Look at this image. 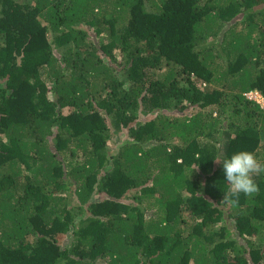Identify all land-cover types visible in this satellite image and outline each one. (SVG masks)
Returning <instances> with one entry per match:
<instances>
[{
  "label": "trees",
  "instance_id": "16d2710c",
  "mask_svg": "<svg viewBox=\"0 0 264 264\" xmlns=\"http://www.w3.org/2000/svg\"><path fill=\"white\" fill-rule=\"evenodd\" d=\"M252 90L264 0H0V264H264Z\"/></svg>",
  "mask_w": 264,
  "mask_h": 264
},
{
  "label": "clouds",
  "instance_id": "9594fccd",
  "mask_svg": "<svg viewBox=\"0 0 264 264\" xmlns=\"http://www.w3.org/2000/svg\"><path fill=\"white\" fill-rule=\"evenodd\" d=\"M203 85L207 88L206 83ZM215 160L222 164L225 181L229 186L223 198L227 204L238 205L241 194L247 197L258 194L259 186L255 176L264 173V163L253 151L239 150L223 160Z\"/></svg>",
  "mask_w": 264,
  "mask_h": 264
},
{
  "label": "rangeland",
  "instance_id": "374dc122",
  "mask_svg": "<svg viewBox=\"0 0 264 264\" xmlns=\"http://www.w3.org/2000/svg\"><path fill=\"white\" fill-rule=\"evenodd\" d=\"M99 41V39H97V42ZM119 60H120V57H119ZM119 62V61H118ZM50 85V84H49ZM162 111L164 113H167L169 115H178L179 112L177 111V109H174V105L171 106V109H168V108H165V109H162ZM151 114H147V115H141L139 118H138V121H145V120H149L151 117ZM2 137V136H0ZM128 137V129L123 127L121 130H119L118 132H115L114 131V137L112 138V141L110 142V149L113 150V151H116L117 148L123 143L124 140H126ZM3 138V137H2ZM2 141V139H0V142ZM3 141H4V138H3ZM206 141V140H205ZM96 198H100L102 199L103 197H100V196H95ZM232 222V221H231Z\"/></svg>",
  "mask_w": 264,
  "mask_h": 264
},
{
  "label": "bare ground",
  "instance_id": "6f19581e",
  "mask_svg": "<svg viewBox=\"0 0 264 264\" xmlns=\"http://www.w3.org/2000/svg\"><path fill=\"white\" fill-rule=\"evenodd\" d=\"M247 95H248V97H250L251 99H254V100L258 101L259 103H261L262 106H264V103L262 102L261 98L258 99V98H259L258 95H260V96L263 97V99H264V95H263L262 93H260V92H258V91H255V90H252V91L248 92Z\"/></svg>",
  "mask_w": 264,
  "mask_h": 264
},
{
  "label": "built area",
  "instance_id": "2783aa9c",
  "mask_svg": "<svg viewBox=\"0 0 264 264\" xmlns=\"http://www.w3.org/2000/svg\"><path fill=\"white\" fill-rule=\"evenodd\" d=\"M258 99H260L261 98V100H262V102L264 103V99H263V97H261L260 95H258Z\"/></svg>",
  "mask_w": 264,
  "mask_h": 264
}]
</instances>
